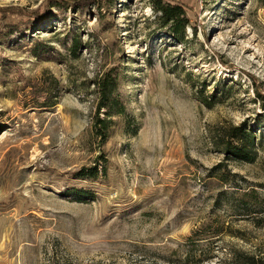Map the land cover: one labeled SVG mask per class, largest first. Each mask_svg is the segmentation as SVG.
I'll return each mask as SVG.
<instances>
[{"label": "rangeland", "instance_id": "obj_1", "mask_svg": "<svg viewBox=\"0 0 264 264\" xmlns=\"http://www.w3.org/2000/svg\"><path fill=\"white\" fill-rule=\"evenodd\" d=\"M158 2L185 11L183 41ZM107 72L123 112L103 140ZM263 97L264 0H0V264L263 257ZM242 124L254 163L219 145Z\"/></svg>", "mask_w": 264, "mask_h": 264}, {"label": "trees", "instance_id": "obj_2", "mask_svg": "<svg viewBox=\"0 0 264 264\" xmlns=\"http://www.w3.org/2000/svg\"><path fill=\"white\" fill-rule=\"evenodd\" d=\"M67 3L55 4L58 8H68ZM99 5V2H97ZM62 6V7H60ZM71 8V7H70ZM155 10L161 14L159 17V22L161 23V28L169 31L175 38L183 41L185 38V11L179 5L163 4L158 2L155 6ZM77 42L74 40L72 47L69 51L74 52L77 49ZM42 47H36L34 50L35 56H39ZM96 85L99 93V101L97 106V113L95 116V128L97 131V136L103 140L107 138V126L108 118L111 114L116 111L117 113H122V105L120 103L117 89H118V79L117 76L112 72L104 73L100 79L96 81ZM202 100V99H201ZM263 110H264V97ZM207 107H211L208 101H201ZM49 107V106H45ZM101 109L106 110V119L100 118ZM221 144L223 154L227 155L229 158L242 161L245 163H254L258 157V151L262 145V138L254 130L247 127L246 124L241 126L231 127L226 129L221 136ZM99 164V162H97ZM106 175V168L104 167L102 171L99 170L98 165L88 169H82L75 174L76 179L80 180H92L97 181L100 176ZM234 264H264V256L258 257L255 255L245 254L242 256H236Z\"/></svg>", "mask_w": 264, "mask_h": 264}]
</instances>
